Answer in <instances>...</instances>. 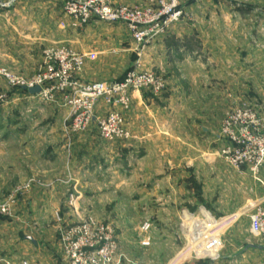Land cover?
<instances>
[{
	"label": "rangeland",
	"instance_id": "rangeland-1",
	"mask_svg": "<svg viewBox=\"0 0 264 264\" xmlns=\"http://www.w3.org/2000/svg\"><path fill=\"white\" fill-rule=\"evenodd\" d=\"M24 1L0 0V264H215L248 240L259 241L248 211L264 198V191L256 196L251 190L253 180L264 187V164L254 172L247 163L232 164L222 151L230 145L223 125L233 112L250 109L253 139L262 143L254 157L264 159V0H180L173 6L178 14L144 48L131 35L133 66L166 64L155 70L166 82L164 92L144 91L147 98L185 89L194 94L176 104L170 123L146 122L153 127L148 145L157 146L142 152L131 147L132 102L125 113L131 138L111 141L117 144L111 167L77 177L69 165L54 180L35 176L29 160L59 152L71 161L90 149L89 131L68 132L72 107L59 96L28 91L43 64L25 60L30 37L24 34L39 31L41 22L40 7H33V22L24 21ZM129 6L158 8L149 0ZM92 21L100 22L79 28ZM15 51L21 58L14 59ZM62 106L67 113L59 130ZM120 145L129 148L126 154ZM27 234L37 248L25 241ZM210 234L222 239L217 255L203 253ZM105 245L108 260L99 254Z\"/></svg>",
	"mask_w": 264,
	"mask_h": 264
},
{
	"label": "built area",
	"instance_id": "built-area-1",
	"mask_svg": "<svg viewBox=\"0 0 264 264\" xmlns=\"http://www.w3.org/2000/svg\"><path fill=\"white\" fill-rule=\"evenodd\" d=\"M65 14L73 21L74 26L86 24L93 19L110 23H127L133 40L142 48L161 32L178 13L173 6L180 0H149V4L158 5L141 8L129 5H116L114 0H60ZM172 4V6H170ZM160 7L163 9L160 10ZM163 20L164 23H163ZM95 52L80 53L66 46H58L44 50L43 68L28 87L39 85L41 93L47 98L54 95L62 97L72 107V116L68 132L86 130L93 121L97 122L99 135L106 141H127L131 132L127 126L125 113L132 108L134 92L148 91L154 96L162 94L166 88L164 78L157 72L143 69L137 62L123 78L114 80L85 81L78 75L82 72L87 60H95ZM103 103L107 112L105 116L96 119V109ZM255 114L250 109L244 112H233L223 125L230 140V145L223 149L228 156L226 159L236 166L244 163L251 165V170L259 172L264 159H257L255 149L259 144L254 141L251 132ZM240 126V127H239ZM239 127V128H238ZM3 212L6 209L2 210ZM251 213L250 230L256 240L264 245V200L249 208ZM218 226L219 223H216ZM91 226L86 230L89 232ZM105 230V229H104ZM206 246L203 251L207 255H217L222 249V239L218 234L205 236ZM110 237H101L107 242ZM111 250L105 245L100 251V257L110 259Z\"/></svg>",
	"mask_w": 264,
	"mask_h": 264
},
{
	"label": "crops",
	"instance_id": "crops-1",
	"mask_svg": "<svg viewBox=\"0 0 264 264\" xmlns=\"http://www.w3.org/2000/svg\"><path fill=\"white\" fill-rule=\"evenodd\" d=\"M115 1L131 5L141 2L142 0ZM217 1L218 0H213V3H216ZM200 3L212 4V1L200 0ZM24 5L27 6L24 9V14H26L24 16V21L33 22V18L36 17L32 16L33 7H40L38 19L41 22L39 31L29 30V34L28 32H25L24 34L25 37L28 35L30 37L28 42L30 43V51L27 58H25L26 61L35 60L38 64H43L45 48L44 50L40 48L46 47V49H48L53 48V45H56L54 47H57V44L65 43L66 45H70L72 47L71 49L74 51L80 53L95 52L97 54L95 60H87L82 72L78 75L82 80L101 81L112 80L115 78L120 79L125 72L133 66L134 50L129 39L131 38V34L125 24L113 25L111 29H109L102 25L101 21H92L85 27L79 28L78 26H74L72 19L64 13L60 0H25ZM259 19L264 20V15L260 16ZM33 33H35L36 36H39L38 41L36 37L35 39L32 37ZM111 37L115 38V44L113 45L110 44ZM35 42H39L40 44L38 49L37 47L32 46ZM156 49L159 50V46ZM19 58H21L20 54L15 51L14 59ZM157 63L158 64H153L151 66L156 71H159L163 65H166L159 64L163 62L158 60ZM142 68L148 69L144 64H142ZM187 80L188 79L185 78V81ZM185 90L180 93L171 91L167 97L160 96L155 100L147 98L146 94L143 92H134L133 109L129 114V125L131 130L136 134L134 145H131L136 152H138V150L139 152L147 151V149L155 148L157 146V144L152 143L149 144L150 146L148 145L149 135L153 133V127L150 123L155 119L158 121H166L167 123H170L169 120L171 118L174 120L176 116H172L171 113L175 111L176 104H179L180 101L187 102V100H189L188 98L194 94L192 90ZM181 93L184 97L183 100H181L180 97ZM58 98L60 101L62 100V97L59 96ZM106 112V106L103 103H100L96 109V119L105 116ZM66 113L67 109H64V106H62L61 114H58L59 123L57 127H60L59 130L62 127ZM148 121L150 122V128H147L146 126V122L148 123ZM87 129L89 135L85 136V139H87L85 141L90 149L81 152L79 157L73 158L71 161L58 155L57 153L59 152H50L48 155L43 156V158H33L27 163L31 166L30 169L33 171V174L43 178L49 176L51 180H54L60 176H65L64 173L67 171L69 165L72 167V171L77 177H84L85 175H89V173H97L100 169L106 170V168L111 167L112 163L110 158L113 153H115L114 150L117 148V144L107 142L100 137L96 121H93ZM145 139H147L146 144L142 142ZM121 146L122 145H120V147ZM122 147L126 154L129 148L125 146ZM138 161L139 160L136 159L135 163ZM50 165L54 166L52 172L47 171ZM247 172L249 173V171ZM259 177L263 179L264 182V168ZM251 190L254 195L256 194V196H259L260 194L258 192H263L264 187L261 183L253 180ZM262 197L258 198L259 201L257 203L264 200ZM25 238L28 239L25 241H28L34 245V248H37L38 245L36 244L37 239L35 236L27 234L25 235ZM252 245L262 246L263 244L259 241L248 240L243 243L240 250H237L233 254H224L222 260L215 264H264V248L254 247Z\"/></svg>",
	"mask_w": 264,
	"mask_h": 264
},
{
	"label": "water",
	"instance_id": "water-1",
	"mask_svg": "<svg viewBox=\"0 0 264 264\" xmlns=\"http://www.w3.org/2000/svg\"><path fill=\"white\" fill-rule=\"evenodd\" d=\"M28 89V91L30 92V93H32V94H37V93H40L41 92V87L39 86V85H36V86H34V87H28L27 88ZM252 246H254V247H260V248H264V246L262 245H252Z\"/></svg>",
	"mask_w": 264,
	"mask_h": 264
}]
</instances>
